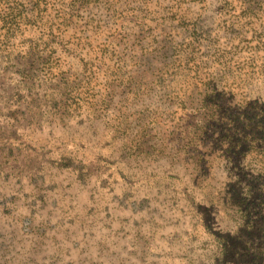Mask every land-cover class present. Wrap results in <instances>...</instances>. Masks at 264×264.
Instances as JSON below:
<instances>
[{"label": "rangeland", "instance_id": "obj_1", "mask_svg": "<svg viewBox=\"0 0 264 264\" xmlns=\"http://www.w3.org/2000/svg\"><path fill=\"white\" fill-rule=\"evenodd\" d=\"M197 1L152 0L163 12L145 21L160 26L152 37L186 40L169 18L180 7L188 20L214 29L226 0ZM232 1L236 21L243 0ZM123 32L142 34L128 23ZM142 35L147 42L150 34ZM19 50L11 61L0 57V264H264V225L252 229V210L237 204L245 182L233 181L249 173L258 178L248 183L254 192L264 184V165L241 171L218 159L191 176L183 164L137 162L93 119L88 102L61 117L59 89L31 85L38 74L23 81ZM214 77L224 91L223 73ZM163 87H155L149 109L166 108ZM257 89L251 98L264 92ZM257 210L264 216V206Z\"/></svg>", "mask_w": 264, "mask_h": 264}, {"label": "trees", "instance_id": "obj_2", "mask_svg": "<svg viewBox=\"0 0 264 264\" xmlns=\"http://www.w3.org/2000/svg\"><path fill=\"white\" fill-rule=\"evenodd\" d=\"M151 3L0 0V57L11 61L20 49L23 81L38 74L31 85L59 89L61 117L88 102L95 107L93 119L113 131L121 153L137 162L183 164L191 176L211 171L218 159L241 171L264 165V92L251 98L257 84L264 88V0H243L236 21L233 1H223L214 29L188 20L181 7L169 11L189 34L184 42L166 32L162 41L152 37L160 26L151 29L145 21L154 13L161 19L163 12ZM125 23L149 33L148 41L142 34H124ZM217 71L226 81L224 91L217 86ZM158 85L168 92L161 112L146 104ZM249 175L237 174L233 181L245 182L237 204L252 210L248 220L256 231L264 225L257 210L264 206V184L252 192L248 183L258 178Z\"/></svg>", "mask_w": 264, "mask_h": 264}]
</instances>
